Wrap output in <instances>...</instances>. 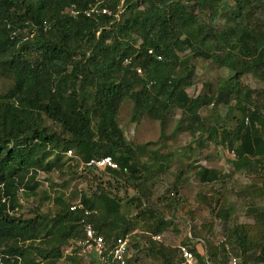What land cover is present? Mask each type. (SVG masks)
Here are the masks:
<instances>
[{"label":"trees","instance_id":"obj_1","mask_svg":"<svg viewBox=\"0 0 264 264\" xmlns=\"http://www.w3.org/2000/svg\"><path fill=\"white\" fill-rule=\"evenodd\" d=\"M94 6L110 14L87 17L85 12ZM218 11L228 24L220 29L211 25ZM196 59L233 75L217 87L206 84L191 98L185 90L192 85ZM245 75L264 86V0H0V78L9 81L0 94L2 264H86L76 247L83 215L69 211L76 201L97 213L91 221L107 245L128 236L131 248L132 223L121 212L122 200L100 186L94 191L75 187L52 199L45 192L43 200L56 207L51 215L25 218L18 213L21 197L38 195L40 174L52 186V174L72 179L79 165L105 157L117 169L82 173L101 171L114 183L124 177L148 190L154 170L162 166L155 152H150L155 162H141L147 146L125 142L117 118L127 100L132 121H159L162 137L166 115L179 110L186 131L200 132L205 144L234 153L237 170L260 165L264 92L243 87L240 78ZM232 102L239 116L234 131L203 124L202 108ZM68 151L74 153L71 158L66 157ZM194 173L201 184L220 179L219 172L204 167ZM259 194L264 198V185ZM134 201L138 208L142 197L127 202ZM221 214L227 218L225 211ZM166 228L162 221L154 232ZM236 237L245 257L247 238L242 232ZM158 245L152 243L150 251L161 263L180 261L179 249ZM189 251L198 264L205 258L210 264L228 259L224 249L205 257L194 248ZM256 257V263L264 264V245ZM127 264H132L130 259Z\"/></svg>","mask_w":264,"mask_h":264},{"label":"rangeland","instance_id":"obj_2","mask_svg":"<svg viewBox=\"0 0 264 264\" xmlns=\"http://www.w3.org/2000/svg\"><path fill=\"white\" fill-rule=\"evenodd\" d=\"M255 15L258 17L261 12ZM211 25L220 29L228 24L218 11ZM194 64L192 85L185 90L191 98L198 96L206 84L217 87L221 81L233 75L212 62L196 59ZM240 84L254 92H264L263 84L251 76L240 78ZM8 85V80L0 78V94ZM233 104L202 108L199 114L203 124L214 125L227 132L234 131L239 116ZM131 114L132 104L127 100L122 103L117 118L125 142L133 146H147L141 162H155L150 154L155 152L157 163L162 166L159 172L154 170L151 180L153 184L148 190L142 189L140 184L130 183L124 177L114 183L101 171L84 174L82 171L86 169L79 165L78 176L72 179L66 177L64 180L58 173L52 174V186L45 181L46 176L40 174L42 183L38 195L21 197L22 209L18 213L25 218H31L35 213L51 215L56 207L51 200H43L45 192L52 199L59 192L68 195L70 189L75 187L78 190L94 191L100 186L109 189L122 200L121 212L132 223L128 234L131 240L128 256L132 264H163L159 256L151 253L152 243L170 250L194 248L203 257L209 252L220 254L224 249L227 257L228 253L236 255L240 264L246 259L247 264H258L256 256L264 245V198L259 194V188L264 185V161L260 165L252 163L250 168L237 170L234 166L236 157L231 155L230 150L216 147L212 142L205 144L206 137L200 132L191 134L184 129L179 110H172L166 115L163 137L159 121L147 117L132 121ZM200 167L216 170L220 179L208 184L199 183L194 172ZM180 171L182 176L179 175ZM178 177L181 180L176 183ZM67 180L69 183L64 187ZM148 192L150 196L144 198L149 195ZM141 197L142 204L138 208L137 201L132 204L127 202ZM222 211L227 213L226 219ZM162 221L167 228L160 234L155 233V228ZM238 232L244 233L247 238L245 257L240 255L237 245ZM151 236H161V240L153 241Z\"/></svg>","mask_w":264,"mask_h":264},{"label":"built area","instance_id":"obj_3","mask_svg":"<svg viewBox=\"0 0 264 264\" xmlns=\"http://www.w3.org/2000/svg\"><path fill=\"white\" fill-rule=\"evenodd\" d=\"M110 14L106 9L99 10L97 6L91 7L89 11L85 12L88 17L93 13ZM128 64V61H124ZM141 74L139 69L136 70ZM234 157V153L231 152ZM67 157L72 156V152L66 153ZM85 169L100 170L104 168L117 169V165L109 157L91 160L86 164H82ZM70 212L81 211L83 218L81 220L82 239L77 241L76 247L78 254L84 259L86 264H127L129 260L128 247L129 237H120L116 241L107 245L104 238L96 233L92 224V217L96 216V212L85 209L80 201H76L69 207ZM153 241H160L161 236H151ZM180 261L171 264H198L191 251L187 247L179 248ZM240 259L232 253H228V259L225 264H240ZM0 264H2V257L0 256ZM204 264H210L206 258ZM224 264V263H221Z\"/></svg>","mask_w":264,"mask_h":264}]
</instances>
